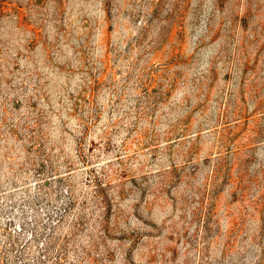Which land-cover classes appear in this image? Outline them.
Returning a JSON list of instances; mask_svg holds the SVG:
<instances>
[{
  "label": "rangeland",
  "instance_id": "rangeland-1",
  "mask_svg": "<svg viewBox=\"0 0 264 264\" xmlns=\"http://www.w3.org/2000/svg\"><path fill=\"white\" fill-rule=\"evenodd\" d=\"M0 264H264V0H0Z\"/></svg>",
  "mask_w": 264,
  "mask_h": 264
}]
</instances>
